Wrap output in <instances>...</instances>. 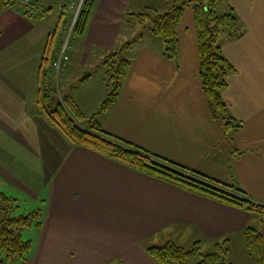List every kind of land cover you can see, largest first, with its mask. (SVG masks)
Returning <instances> with one entry per match:
<instances>
[{
	"label": "crops",
	"instance_id": "obj_1",
	"mask_svg": "<svg viewBox=\"0 0 264 264\" xmlns=\"http://www.w3.org/2000/svg\"><path fill=\"white\" fill-rule=\"evenodd\" d=\"M71 1L32 0V17L16 8L0 14V193L24 196L42 210L32 248L19 264H157L147 247L172 241L210 248L224 239L230 245L246 227L258 229L263 216L74 145L39 112L46 73L61 92L51 63L59 51L54 36L67 14L70 28L79 3L72 1V11ZM171 1L96 0L85 34L69 48L61 70L67 87H77L80 67L90 71L88 62L96 64L93 54H108L132 39L124 29L132 25L131 15L142 8L168 10ZM238 3L245 6L241 35L219 37L236 72L226 78L227 112L218 121L201 87L197 42L182 34L188 28L182 27L183 14L176 60L164 56V42L153 52L144 47L130 60L116 102L97 119L108 132L223 183H237L264 203V0H233L234 12ZM227 115L242 126L223 131Z\"/></svg>",
	"mask_w": 264,
	"mask_h": 264
},
{
	"label": "trees",
	"instance_id": "obj_2",
	"mask_svg": "<svg viewBox=\"0 0 264 264\" xmlns=\"http://www.w3.org/2000/svg\"><path fill=\"white\" fill-rule=\"evenodd\" d=\"M96 0H82L75 21L72 26L70 38L84 36L87 24ZM219 0H182L175 1L165 11L147 9L139 13L140 21L148 20L150 30L160 36L165 43L164 56L176 60L178 55L177 26L181 20L184 5L190 4L195 28L197 30V53L199 58V78L202 90L209 101L214 118L218 121V114L227 112V105L222 97V91L228 86L227 76L235 73V67L222 52L219 37L228 29L230 37H238L237 19L231 8L226 13H218ZM17 0H0V14L7 8H17ZM33 5V2H32ZM23 14L28 17L26 8L22 7ZM1 34V27H0ZM137 37V39H139ZM136 38L122 45L121 49L110 51L106 57L113 60L110 71V88L107 96L101 102L97 113L92 114L85 123L74 102L61 94L56 84L46 79L41 83V94L37 104L39 112L55 125L63 135L74 145L89 148L107 158L125 164L133 170L159 178L165 182L192 193H198L215 199L221 203L244 209L252 214L264 216V203L255 201L237 183H223L211 178L195 169L181 165L162 155L143 148L137 144L120 138L103 128L97 114L106 111L112 106L122 86V80L130 60L121 57L120 53ZM53 48V38L45 47L44 60L49 62L50 49ZM59 50V48H58ZM223 131L239 129L242 121L227 115L224 117ZM236 152V151H234ZM0 198L7 201L4 208L5 216L0 219V264H19L26 260L32 248L31 240H23L20 235L22 228L41 226L42 210L38 207L27 214L16 217L7 215L10 201L15 198L0 193ZM244 244L257 264H264V231L253 227L243 230ZM228 239L215 243V250L201 253L198 242L185 248L172 241L161 245H152L146 248V253L157 264H188V260L200 256L195 264H227L225 256L229 248Z\"/></svg>",
	"mask_w": 264,
	"mask_h": 264
},
{
	"label": "rangeland",
	"instance_id": "obj_3",
	"mask_svg": "<svg viewBox=\"0 0 264 264\" xmlns=\"http://www.w3.org/2000/svg\"><path fill=\"white\" fill-rule=\"evenodd\" d=\"M175 1L180 2L182 0H175ZM175 1L172 0L171 1L172 3H169L168 8ZM229 3L233 4V0H219L218 5H217L218 13H220V12L226 13V12L230 11L232 5ZM158 6L160 8H163L164 3L159 2ZM71 9H70V12H72L74 10V9H72V11H71ZM145 11H146V9L142 8L141 11H139L137 13L139 15V13H144ZM233 12H234V10H233ZM244 13H245V6L241 7V5H239V3H238V5L236 6V11L234 12L236 19H237L236 32H237V29L239 32V27L243 26L242 25V22H243L242 17L244 15ZM69 20H70V17H69V14H67V16L64 17V20L62 22L63 27L64 26H66V27L65 28L60 27L58 29V32L54 36V42H55L54 48L55 49L56 48L60 49L63 42L65 41V39L67 37V33L69 31V26H67V25L69 23ZM129 20H130V23L132 25H130V26L126 25L124 29H126L127 31L130 30L129 32H131L132 36H133L132 39H134V38L137 39V37H139V36H140V38H141V36L143 38L139 42H137V41L132 42L130 49H128V48L123 49L122 53H120L121 57L128 59V60H132V59H135L137 57L138 53L141 52L144 47L153 52V50H155L153 48H156L158 46L157 45L158 43H163L162 38L160 36L154 34L150 30L148 20L144 21L145 23H143L142 21H140L139 18H137L136 15H131ZM182 27L183 28L188 27L187 29H183L184 30L183 32L180 30V27L178 28L179 32H182V34L185 36L184 40L187 42H191L193 40L196 41L197 30L194 26L193 18L191 15V5L190 4L184 5ZM60 30H62V31H60ZM61 33H62V35H61ZM227 33H228V29H225L221 33L220 39L222 40L226 36ZM137 40H139V39H137ZM75 45H76V39L71 38L70 41L68 42L67 52L69 51V48H71V46H75ZM164 45H165V43H164ZM164 49H165V46H164ZM163 52H164V50H163ZM106 55H108V54H105V55L99 54V56H95L93 54V56H94L93 59L96 61V64L90 65L88 62V65H86V66H90L89 67L90 71L86 70V69L82 70L81 69L82 67H80V69L78 70V73H77V77L74 78V82L77 86L75 89H69L67 87V84L64 83L62 71H60L56 74V76L59 75L57 78V81L59 84V88L61 90V94L69 97L74 102V104L76 105V108L78 109V111L82 115V118H81L82 123H85V121L92 114L98 112V109L101 105V102L104 100V98L108 94V90L110 88V83H111L110 71L112 72L111 66L114 63H113V60L111 58L106 57ZM142 56H143L142 59L149 57L147 54L146 55L142 54ZM90 72H91V76L87 77L90 74ZM85 77H87V78H85ZM84 80H85V82L83 84ZM18 198L19 199L15 198L16 199L15 201H10V203H9V208H7V211H8L7 215L9 217H16L20 214H27L28 212L40 207L39 204L34 205L33 201L28 200L24 196H18ZM7 203H8L7 201L0 198V219L5 216L4 208H6L8 206ZM261 219L262 220L260 221V223L256 222L255 224L258 228L257 230L264 231V216L261 217ZM35 232L36 231H35L34 226L29 227V228H22V230H20V235H21V238L23 240H32L35 236ZM227 245L229 248V251H228L227 255L225 256V262L227 264H257L254 256L251 253H249V251L247 250V248L244 244V241H243V237L242 238L233 237L231 240V244L229 245V241H228ZM214 250H215V244L214 243L210 246V248L206 247V245L205 246L203 245L202 247H200V252L203 254L212 252ZM199 259H200V256L197 255L196 257L188 260V264H195L196 262L199 261Z\"/></svg>",
	"mask_w": 264,
	"mask_h": 264
},
{
	"label": "built area",
	"instance_id": "obj_4",
	"mask_svg": "<svg viewBox=\"0 0 264 264\" xmlns=\"http://www.w3.org/2000/svg\"><path fill=\"white\" fill-rule=\"evenodd\" d=\"M72 1L70 2L71 8L74 7ZM80 2H81V0H79V4H80ZM16 5H17L18 9H20L22 7L26 8L27 14H29V15H35L36 14V9L32 5V0H17ZM70 32H71V28L69 29L65 41L63 42L61 48L58 51L57 57L52 61V68L57 73L62 69L63 65L68 60V54H67L68 53L67 52L68 42L67 41H68V37L70 35Z\"/></svg>",
	"mask_w": 264,
	"mask_h": 264
},
{
	"label": "water",
	"instance_id": "obj_5",
	"mask_svg": "<svg viewBox=\"0 0 264 264\" xmlns=\"http://www.w3.org/2000/svg\"><path fill=\"white\" fill-rule=\"evenodd\" d=\"M81 1H82V0H81ZM80 4H81V2H80ZM80 4L78 5V7H77V9H76V12H75L74 15H73V19H72V23H71V28H72L73 23H74V21H75V18H76V15H77V12H78V9H79ZM84 76H85V75H84Z\"/></svg>",
	"mask_w": 264,
	"mask_h": 264
}]
</instances>
